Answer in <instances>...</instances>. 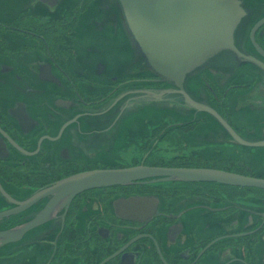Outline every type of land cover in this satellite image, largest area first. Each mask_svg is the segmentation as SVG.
<instances>
[{
  "label": "flooded vegetation",
  "instance_id": "1",
  "mask_svg": "<svg viewBox=\"0 0 264 264\" xmlns=\"http://www.w3.org/2000/svg\"><path fill=\"white\" fill-rule=\"evenodd\" d=\"M246 1L259 11L236 43L264 62V0H241L248 14ZM122 29L117 0H0V211L91 168L143 163L264 177V151L238 146L264 144L238 142L182 99L177 116L135 134L132 124L144 122L130 111L144 98L137 90L171 85L137 69ZM119 35L124 59L113 54ZM209 68L187 78L188 93L242 138L264 140V69L248 60L224 74ZM166 148L178 156L151 160ZM153 178L86 188L42 214L47 195L3 216L0 230L47 215L0 245V264H264V187Z\"/></svg>",
  "mask_w": 264,
  "mask_h": 264
},
{
  "label": "water",
  "instance_id": "2",
  "mask_svg": "<svg viewBox=\"0 0 264 264\" xmlns=\"http://www.w3.org/2000/svg\"><path fill=\"white\" fill-rule=\"evenodd\" d=\"M117 2L135 49L137 69H150L171 85L161 89L137 90L141 93L140 98H147L146 101L149 103L165 101L177 106L180 105L176 101L182 99L184 109L195 108L197 111L211 112L238 142L250 145L264 144V140L250 141L242 138L219 111L207 103L194 99L184 86L191 74L201 68L210 69V65L204 64L222 50H231L237 57L238 65L248 60L264 69L262 60L244 52L236 43V28L247 12L241 0H117ZM256 46L260 49L257 43ZM212 70L216 73L220 71ZM152 176H157L152 180H216L264 187V177L214 167L143 163L123 167H99L61 178L39 189L25 200L11 199L16 206L1 210L0 219L47 195H50V198L42 214L68 203L83 189L128 183L134 179ZM46 216L37 215L28 224L0 230V245L17 240L29 227L38 224Z\"/></svg>",
  "mask_w": 264,
  "mask_h": 264
},
{
  "label": "rangeland",
  "instance_id": "3",
  "mask_svg": "<svg viewBox=\"0 0 264 264\" xmlns=\"http://www.w3.org/2000/svg\"><path fill=\"white\" fill-rule=\"evenodd\" d=\"M116 1V0H114ZM246 6H249L250 9V13L246 14L244 16V18L241 20V22L238 24L236 31H235V37H236V42L240 44V40L242 41V37L245 35L246 29H245V24L246 22H249V17L251 16V13H254V15L256 14L257 11V5L253 4L252 2H250L248 4V1L245 2ZM257 10V11H256ZM121 21L124 23V19L121 13ZM125 25V23H124ZM127 29L126 25H125V30ZM124 29H122L121 31H125ZM124 39L121 37L120 35L119 37L116 39L115 41V49H114V55L116 57H119L121 55H123V57H121L122 59L126 58L127 56V51H123V47H122V42ZM128 45V44H127ZM133 45V44H132ZM134 48V46H133ZM88 57L91 59L92 56L89 55V53H87ZM138 60L135 61V65L137 63ZM204 65H210L211 68L216 69V70H220L218 72L219 73H224V72H228V71H234L237 67H238V60L236 55L231 51V50H222L219 53H217L216 55H214L212 58H210L209 61H207ZM130 111L135 112V116L139 117V116H143L142 120L144 121L143 123H141L140 121L136 122V126L135 124H132V127L134 128V132L135 134H139V132L146 126V124H148V121L152 122V121H159L163 116H166L168 114H172L174 116H177V114H179L180 111V106L177 105H173V104H169L165 101H161L160 103H149L146 101H138L135 103L134 107H132L130 109ZM124 116V115H123ZM244 135L246 136V131H244ZM248 140H253L255 139L254 137L251 136H246ZM165 144V143H164ZM241 148L244 149H249V150H255V151H264V146H247V145H238ZM134 152H136L137 154L140 153V151L136 150H132L131 154L133 155ZM176 152L179 153L178 150L176 149H160L158 152L153 153V156L151 157V160H164V161H172V159H175L176 156ZM181 152V151H180ZM126 156V155H125Z\"/></svg>",
  "mask_w": 264,
  "mask_h": 264
},
{
  "label": "trees",
  "instance_id": "4",
  "mask_svg": "<svg viewBox=\"0 0 264 264\" xmlns=\"http://www.w3.org/2000/svg\"><path fill=\"white\" fill-rule=\"evenodd\" d=\"M187 109H191V110H194V108H187Z\"/></svg>",
  "mask_w": 264,
  "mask_h": 264
}]
</instances>
